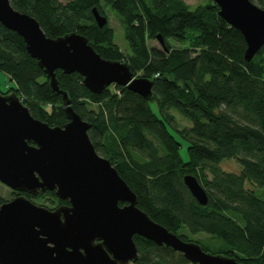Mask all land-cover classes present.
<instances>
[{
    "label": "trees",
    "instance_id": "trees-1",
    "mask_svg": "<svg viewBox=\"0 0 264 264\" xmlns=\"http://www.w3.org/2000/svg\"><path fill=\"white\" fill-rule=\"evenodd\" d=\"M9 1L34 17L46 36L80 34L102 58L125 62L134 77L140 73L153 81L149 99L117 85L95 95L79 74L55 72L59 90L90 124L88 137L95 151L136 194L138 208L205 252L264 264V199L253 191L264 188V46L246 62L243 36L219 17L211 0L195 8L182 0ZM250 1L264 9V0ZM94 8L106 18L107 9L115 12L127 52L113 44L108 22L97 26ZM157 36L163 44L149 47L148 41ZM0 72L15 84L0 93L15 92L33 118L50 127L68 122L62 96L52 91L22 38L2 24ZM174 114L189 127H180ZM180 140L187 145V159ZM225 160L238 163L240 172L222 170ZM185 176L203 187L205 206L192 197ZM45 194L57 201L55 208L68 204L54 192L24 195L34 203ZM4 202L0 197V205ZM199 233L206 238H189ZM133 240L135 264H189L165 246L139 236Z\"/></svg>",
    "mask_w": 264,
    "mask_h": 264
},
{
    "label": "water",
    "instance_id": "water-1",
    "mask_svg": "<svg viewBox=\"0 0 264 264\" xmlns=\"http://www.w3.org/2000/svg\"><path fill=\"white\" fill-rule=\"evenodd\" d=\"M211 1L219 17L243 36V58L250 62L264 46V9L250 0ZM92 14L99 28L107 24L95 8ZM0 24L22 38L52 91L62 96L68 120L63 127H50L33 118L15 92L0 94V183L23 193L0 205V264H130L138 258L134 236L180 253L190 264H243L183 241L138 208L136 194L95 151L90 124L59 90L55 72L79 74L95 95L117 85L149 99L152 80L134 77L125 62L102 58L80 34L46 36L34 17L9 0H0ZM183 181L205 206L208 197L199 182L192 176ZM39 192H54L68 204L51 210L24 195Z\"/></svg>",
    "mask_w": 264,
    "mask_h": 264
},
{
    "label": "rangeland",
    "instance_id": "rangeland-1",
    "mask_svg": "<svg viewBox=\"0 0 264 264\" xmlns=\"http://www.w3.org/2000/svg\"><path fill=\"white\" fill-rule=\"evenodd\" d=\"M62 3L66 2L67 0H60ZM184 1L187 5H189L191 8H195L198 5H203L205 3V0H182ZM106 16H107V20L109 23L110 28L113 31V44L116 45L118 47V49L121 51V53H125L128 50V43L127 40L125 38V33L123 32V29L121 27V24L119 23L118 17L115 14V12H113L110 9L106 10ZM148 45L149 47H155V48H160V42L156 39V40H149L148 41ZM140 73L136 74V77H139ZM15 84L13 81H11L9 79V77L3 73L0 72V91L3 93L5 91H7L6 93H8V91H11L10 88H14ZM117 94H119L118 91H116ZM1 94V93H0ZM4 95V94H3ZM176 121L178 122L180 127H189V123L183 119L182 117H180L178 114H174ZM180 143L182 144V151H181V155L184 159H187V153H186V143L184 141L180 140ZM220 167L222 168V170L226 171V172H233L238 174L240 172V166L238 165V163H236L234 160H230V161H222L220 164ZM247 188H252V186L246 185ZM253 191L255 192V195L260 197V199H264V188L262 189H258V188H254ZM14 193V192H13ZM19 193H17L18 195ZM0 197L4 200H11L14 196L12 194V190L9 189L8 187H6L5 185L0 183ZM36 197V196H34ZM53 198H51V196H46V194L44 195V197H41L40 199H36L34 200V203L36 205L39 206H43L46 207L48 209H54L56 206V202ZM187 232V231H186ZM206 235L203 233H199L196 235H190L189 238L192 240H196V239H205ZM190 264V263H189Z\"/></svg>",
    "mask_w": 264,
    "mask_h": 264
},
{
    "label": "flooded vegetation",
    "instance_id": "flooded-vegetation-1",
    "mask_svg": "<svg viewBox=\"0 0 264 264\" xmlns=\"http://www.w3.org/2000/svg\"><path fill=\"white\" fill-rule=\"evenodd\" d=\"M111 86H116V85H111ZM12 192H13V191H12ZM14 193L17 194V192H14ZM17 196H18V195H17ZM14 197H16V196H14ZM14 197H13V198H14ZM13 198H12V199H13ZM135 262H136V261H135ZM135 262H131L130 264H135Z\"/></svg>",
    "mask_w": 264,
    "mask_h": 264
}]
</instances>
